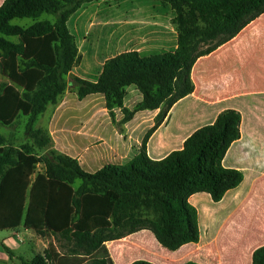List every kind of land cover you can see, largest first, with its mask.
<instances>
[{"label": "trees", "instance_id": "obj_1", "mask_svg": "<svg viewBox=\"0 0 264 264\" xmlns=\"http://www.w3.org/2000/svg\"><path fill=\"white\" fill-rule=\"evenodd\" d=\"M93 1L5 0L0 6V71L9 80L0 87V124L12 125L22 114L28 117L32 137L44 135L35 128L37 118L66 90L69 82L64 78L76 61L78 49L67 23ZM150 1L174 13L175 51L152 58L129 52L106 59L95 82L76 79L80 98L98 94L109 108H122L126 89L133 86L142 96L139 110H160L161 120L164 106L169 109L193 92L190 74L196 60L264 13V0ZM45 15L53 21L43 19ZM14 19L34 23L21 27L11 23ZM124 112L125 121L133 118V112ZM240 123L239 112L225 110L162 159L152 160L141 150L124 165L93 171L72 157L50 155L45 172L37 173L40 159L34 148L14 151L0 137V232L22 227L72 244L65 253L49 244L22 264H114L105 243L139 230H149L169 251L197 243L198 214L188 199L206 193L218 202L241 183L240 171L222 166L228 149L240 139ZM43 141L42 146L50 143ZM127 226L129 231L114 233ZM252 264H264V245L253 252Z\"/></svg>", "mask_w": 264, "mask_h": 264}, {"label": "crops", "instance_id": "obj_2", "mask_svg": "<svg viewBox=\"0 0 264 264\" xmlns=\"http://www.w3.org/2000/svg\"><path fill=\"white\" fill-rule=\"evenodd\" d=\"M4 1L0 0V6ZM33 23L30 20L26 25H14L27 27ZM190 77L193 92L172 105L163 119L157 120L160 110L136 113L124 122L133 124L131 131L121 133L128 135L121 147L110 145L105 156L78 163L88 171L107 164L124 165L141 150L152 160L162 159L180 150L196 130L231 109L241 115L240 139L228 149L222 166L240 171L243 179L218 202L206 193L189 197L198 214L197 243L169 251L149 230H139L105 243L114 264L137 260L152 264H252L253 252L264 245V13L229 42L198 58ZM134 134L137 139L143 138L142 142L137 140L138 147L132 144ZM102 156L111 163L96 168Z\"/></svg>", "mask_w": 264, "mask_h": 264}, {"label": "rangeland", "instance_id": "obj_3", "mask_svg": "<svg viewBox=\"0 0 264 264\" xmlns=\"http://www.w3.org/2000/svg\"><path fill=\"white\" fill-rule=\"evenodd\" d=\"M44 18L53 21L51 16L45 15ZM173 18L174 13L170 8L150 0H94L83 4L67 23L78 49L75 64L64 78L69 85L57 102L49 104L35 123V128L42 130L45 136L32 137L27 129L28 117L20 114L14 124H0L1 144L14 151L22 150L26 146L34 148V153L40 159L37 173L45 172L46 159L50 155L53 158L55 155L72 157L82 165L100 154L104 155L105 149H109L110 145L118 144L121 147V141L128 138L126 134L120 136L121 133L131 131L133 124L124 123V110L133 112L134 115L145 111L139 110L141 94L135 87L126 89L123 107L111 109L102 96L80 98L76 79L95 81L102 63L116 55L135 52L139 57L152 58L174 52L177 31ZM28 22L30 20L27 19L13 21L18 25H26ZM9 39L18 42L17 37ZM205 47L199 46L198 50ZM4 84H9V80L0 71V87ZM167 108H162V115ZM45 138L50 143L42 146ZM132 138L135 147L139 145L137 140L142 142L143 139L142 136L137 139V134ZM41 146L42 150L39 151L38 147ZM99 159L101 160L95 163L96 168L111 163L103 156ZM79 185V182L74 183L76 189ZM129 230L130 226H127L114 233H125ZM49 244H54L62 253L68 252L72 247L71 243L63 239L55 236L41 237L22 227L2 231L0 264H22L23 261H30Z\"/></svg>", "mask_w": 264, "mask_h": 264}]
</instances>
